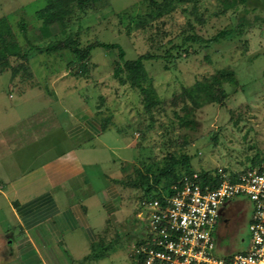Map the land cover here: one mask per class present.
<instances>
[{"label":"rangeland","instance_id":"rangeland-1","mask_svg":"<svg viewBox=\"0 0 264 264\" xmlns=\"http://www.w3.org/2000/svg\"><path fill=\"white\" fill-rule=\"evenodd\" d=\"M46 4L47 0H0V19L7 18L13 28L8 51L0 56V121L27 117L37 122V116L47 111L45 88H52L57 81L66 87L79 84L80 97L76 99L92 103L98 109L94 111L110 117L113 126L130 139L131 148L127 149L125 140L114 143L116 128L107 136L125 166L119 216L126 241L134 243L142 232L139 214L147 192L165 189L170 177H159L161 171L173 168L185 174L224 169L233 174L264 157V23L256 24L242 39L210 45L189 43L176 60H146L160 99L149 111L140 90L116 76L118 65L124 63L118 50H94L81 85L70 76L82 69L79 60L31 49L65 38L60 24L44 28L38 12ZM218 11V0H156L154 4L148 0H103L88 8L80 21L76 9L69 31L80 30L84 46L119 43L126 59L132 60L143 54L164 55L186 34L208 38L237 21V10L216 14ZM259 11L264 15V10ZM13 69L19 71L15 77ZM224 70L234 71L238 84L223 80L227 96L221 102L198 106L195 101H203V95L192 98L186 94L185 88L198 81L222 78ZM126 75L125 69L121 77ZM29 88L34 89L19 94ZM252 215L248 198H237L227 205L216 233L220 254L246 251ZM128 264H132L130 259Z\"/></svg>","mask_w":264,"mask_h":264},{"label":"crops","instance_id":"crops-1","mask_svg":"<svg viewBox=\"0 0 264 264\" xmlns=\"http://www.w3.org/2000/svg\"><path fill=\"white\" fill-rule=\"evenodd\" d=\"M45 90L37 122L0 121V264H133L142 232L126 241L119 216L125 166L107 137L116 127L104 129L75 86ZM116 131L114 143L131 148Z\"/></svg>","mask_w":264,"mask_h":264},{"label":"built area","instance_id":"built-area-1","mask_svg":"<svg viewBox=\"0 0 264 264\" xmlns=\"http://www.w3.org/2000/svg\"><path fill=\"white\" fill-rule=\"evenodd\" d=\"M220 183L202 185L199 172L186 176L174 193L143 201L142 233L131 250L133 264H264V159L237 173L224 169ZM253 205L250 241L244 252H218L216 233L227 205L237 198Z\"/></svg>","mask_w":264,"mask_h":264},{"label":"trees","instance_id":"trees-1","mask_svg":"<svg viewBox=\"0 0 264 264\" xmlns=\"http://www.w3.org/2000/svg\"><path fill=\"white\" fill-rule=\"evenodd\" d=\"M103 0H47V4L39 10L38 14L42 20L44 28L49 29L55 24H60L62 29L61 33L65 35V38L59 39L48 44L46 47H40L38 45H33L31 49L39 50L42 52H47L48 54L60 53L63 55H68L71 60H79L81 63L80 71H73L70 73L71 77L80 80L81 85L84 84L83 80L86 79V73H88V59L91 54L97 48L111 49L119 51V58L124 63L123 65H118L116 69V76L120 77L123 83L129 82L133 88L139 89L143 100L144 106L147 110L151 111L154 107L160 104V99L157 97L156 89L152 83V79L149 76L148 70L145 66V61L149 59L165 58L167 60H176L179 56L181 50H183L189 43H198L201 45H210L226 42L232 38H244L249 31L259 23H264V15L259 11L264 10V0H218L219 11L216 14H224L230 10H237L238 17L237 21L233 26H229L219 33L211 37H204L200 34L192 33L186 34L182 37L180 43H174L164 55H146L143 54L137 59H126V52L121 44L119 43H103L94 42L84 46L81 43V31L77 30L73 33L69 31V22L74 18L75 10L78 9V19L81 20V15L85 14L91 6L101 2ZM151 4L156 3V0H148ZM13 34V28L7 18L0 19V56H4L7 53V43L9 38ZM177 52L174 53L173 51ZM26 54L25 57H28ZM9 64V62H5ZM127 70V75L125 78L121 77L123 70ZM19 74L18 69H13V76ZM222 78H216L211 82L198 81L192 88H185L187 95L200 96L203 95V101H195L196 104L202 105L204 103L221 102L226 96L227 91L223 85V80L229 84L235 86L238 84L236 75L234 71L224 70L221 72ZM83 82V83H82ZM79 84L75 87L78 89ZM101 112V111H100ZM103 128L106 129L109 122H111L110 117H103ZM174 162L176 159L172 156ZM264 157L257 162L255 165H259L263 161ZM196 171H190L185 174L178 173L173 168H167L159 174V177L165 176L170 177L165 183L164 188L159 192L151 193L147 192V199H160L163 200L165 196L172 195L174 193L173 185H182V180L186 176H191ZM200 174V182L202 185L210 184L211 186H217L222 180V175L219 174V170L216 173L210 171H202ZM158 176L157 181H159ZM237 173L230 174V179L235 180ZM136 185V182L134 183ZM229 255V254H224Z\"/></svg>","mask_w":264,"mask_h":264}]
</instances>
